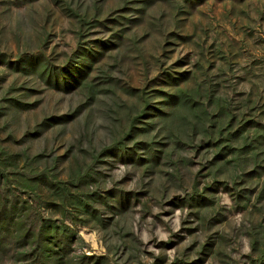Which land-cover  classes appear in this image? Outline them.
Instances as JSON below:
<instances>
[{
  "label": "rangeland",
  "instance_id": "374dc122",
  "mask_svg": "<svg viewBox=\"0 0 264 264\" xmlns=\"http://www.w3.org/2000/svg\"><path fill=\"white\" fill-rule=\"evenodd\" d=\"M0 264H264V0H0Z\"/></svg>",
  "mask_w": 264,
  "mask_h": 264
}]
</instances>
